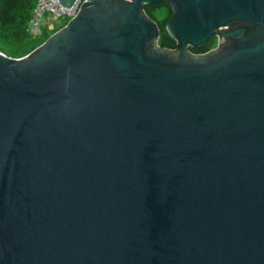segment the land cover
Listing matches in <instances>:
<instances>
[{
    "label": "water",
    "instance_id": "95a60500",
    "mask_svg": "<svg viewBox=\"0 0 264 264\" xmlns=\"http://www.w3.org/2000/svg\"><path fill=\"white\" fill-rule=\"evenodd\" d=\"M0 264H264V0H84L0 52Z\"/></svg>",
    "mask_w": 264,
    "mask_h": 264
},
{
    "label": "trees",
    "instance_id": "16d2710c",
    "mask_svg": "<svg viewBox=\"0 0 264 264\" xmlns=\"http://www.w3.org/2000/svg\"><path fill=\"white\" fill-rule=\"evenodd\" d=\"M36 0H0V52L11 58H21L41 45L48 36L31 42L26 26ZM145 14L153 20L159 29L157 44L160 48L174 49L175 41L165 29L172 16L171 6L166 2L146 5ZM216 37L199 48H189L193 54H203L216 46Z\"/></svg>",
    "mask_w": 264,
    "mask_h": 264
},
{
    "label": "built area",
    "instance_id": "2783aa9c",
    "mask_svg": "<svg viewBox=\"0 0 264 264\" xmlns=\"http://www.w3.org/2000/svg\"><path fill=\"white\" fill-rule=\"evenodd\" d=\"M84 0L77 1L71 8L62 7L57 0H36L26 26L29 37H38L43 34V28L53 34L62 28L68 21L75 18Z\"/></svg>",
    "mask_w": 264,
    "mask_h": 264
},
{
    "label": "rangeland",
    "instance_id": "374dc122",
    "mask_svg": "<svg viewBox=\"0 0 264 264\" xmlns=\"http://www.w3.org/2000/svg\"><path fill=\"white\" fill-rule=\"evenodd\" d=\"M52 33V31H49L48 29H46V28H43V35L45 36H50V35H52L51 34ZM43 35H40V36H38V37H34V38H32V37H29V39H31V42H35V41H38L39 39H41V37L43 36ZM216 44H217V42H216Z\"/></svg>",
    "mask_w": 264,
    "mask_h": 264
}]
</instances>
